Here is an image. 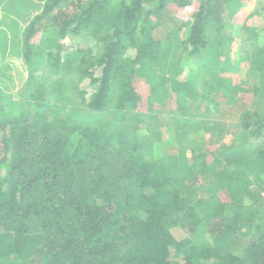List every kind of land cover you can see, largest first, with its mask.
Instances as JSON below:
<instances>
[{"label":"trees","instance_id":"trees-1","mask_svg":"<svg viewBox=\"0 0 264 264\" xmlns=\"http://www.w3.org/2000/svg\"><path fill=\"white\" fill-rule=\"evenodd\" d=\"M168 10L178 29L162 45ZM19 45L26 86L18 101L0 90V264H264V0H46ZM200 95L249 105L235 131L176 130L234 142L170 157L158 107ZM246 225L251 243L232 254Z\"/></svg>","mask_w":264,"mask_h":264},{"label":"rangeland","instance_id":"rangeland-1","mask_svg":"<svg viewBox=\"0 0 264 264\" xmlns=\"http://www.w3.org/2000/svg\"><path fill=\"white\" fill-rule=\"evenodd\" d=\"M44 2H46V0H0V90L3 94L10 95L13 101L19 100V93L23 87L26 86L29 77V69L25 60L23 57L19 56L16 51L20 46L19 43L21 42L24 29L34 15L42 10ZM221 14L222 22L227 25L229 4L223 5ZM178 20L177 14L173 11L170 12V10L166 11L162 18V26L153 33V36L164 45L166 36L177 31L178 27L176 24ZM256 20L257 19H254L252 23L256 22ZM211 34L216 36L217 32L214 31ZM234 34L231 33L230 37ZM228 35L229 34H227V36ZM77 42L79 43L80 41H66L64 52H72V49L77 50ZM95 46L96 44L94 42L84 40L78 45V48H82L83 51L87 52L91 47L95 48ZM231 48L235 53L238 48V42H234ZM234 53L232 54L234 55ZM65 78L70 80L71 76L68 74ZM238 79V77L234 78L235 82H239ZM251 81L255 85L259 82L258 78L253 74H251ZM87 87L86 84L83 85L84 89H88ZM199 90L201 91V88H199ZM67 94L68 96L72 95V89H69ZM89 95L90 94H88V96ZM207 97L208 95H205V98H202L200 95L197 100H190L183 109L179 108V110H176V101L171 98H168L164 102L165 105L161 104V106L158 107L159 114L157 121L160 124V126H158L161 136H163L161 143L170 142V137H177L175 143L162 145V151L167 153L170 157H178L184 151L187 157L191 159L194 154L205 152L208 147L212 145L228 147L234 142V134L232 133L225 132L216 137H212L210 134L200 132L199 129L203 124L199 125L195 123L194 125L187 126L183 123L186 128L183 127V129L176 130L178 127V122L176 120L179 118H182V120L189 119L192 122L201 120L202 123H204L203 121L206 122L211 120L224 127L227 125L228 128H235L233 131L236 130V126L240 124L243 111L246 109V106L249 105L246 99L236 96L235 99H233L235 103L233 106L229 104L227 100L220 98L217 100V104H208ZM183 110L187 113L185 116L180 114ZM240 134H242V132H240ZM243 138L245 139V137ZM242 141L243 140H239L237 145ZM203 181L205 182V186L209 184L207 177H204ZM200 194L204 196L205 199L207 197L210 198V194L207 190ZM258 194L257 200L259 202H264V191H260ZM259 218L264 220V215H260ZM247 226L248 225L244 228L245 233L239 234L236 241L233 242L232 247H230L229 252L232 254L242 256L250 245L254 234L251 231L247 234ZM171 235L177 241H184L189 236L188 232L181 228L171 229ZM202 264H216V262L204 260Z\"/></svg>","mask_w":264,"mask_h":264}]
</instances>
